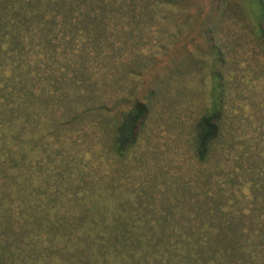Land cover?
I'll list each match as a JSON object with an SVG mask.
<instances>
[{"label":"rangeland","instance_id":"rangeland-1","mask_svg":"<svg viewBox=\"0 0 264 264\" xmlns=\"http://www.w3.org/2000/svg\"><path fill=\"white\" fill-rule=\"evenodd\" d=\"M86 1L0 6V206L15 219L0 232L22 234L6 247L13 264L34 235L46 264H254L241 248L264 242V0ZM137 103L147 117L120 156ZM215 109L221 132L202 161L198 124ZM132 235L152 242L129 250Z\"/></svg>","mask_w":264,"mask_h":264},{"label":"trees","instance_id":"trees-1","mask_svg":"<svg viewBox=\"0 0 264 264\" xmlns=\"http://www.w3.org/2000/svg\"><path fill=\"white\" fill-rule=\"evenodd\" d=\"M90 3L91 0H87L84 4L90 5ZM77 4H78V8L82 9L81 8L82 4L81 3H77ZM12 5H13L12 0H8V2L6 3H3V0H0V6H5V9L11 10V7H13ZM9 16L10 15H8V17ZM257 21H258V30L260 32V36L262 40H264V14H261L258 17ZM147 112L148 109L146 105H144L143 103H137L130 112L124 115L122 122L117 129V134H116L117 136L115 139L116 150L118 155L123 156L124 153H126L130 148H132L136 144L139 138L140 128L147 117ZM219 119H220V113L215 109L211 113L204 115L199 121L198 135H197V155L199 159L202 161L206 159V157L209 154L212 143L220 135L221 130H220ZM5 209L6 207H4L3 205L0 206V225H1L0 228L3 227L2 225L6 224L5 223L6 221L4 220L5 215H9L11 221L15 220L11 215V210H7L8 212L7 211L5 212ZM16 228L17 226L13 224L12 228L9 231L0 232V239L1 237H4V239H1L3 241H0V261L2 262V264H6V260L9 261V264H13L14 261H16L14 257L15 247L12 248L10 246L11 248H6L7 245H9L11 238H16L17 236L20 237V235H22L16 233L15 231ZM35 237H37V235H34L33 238L28 241H25L23 238H20L19 244L25 245L26 258L23 259L24 264H46V263H42L41 261L38 262V260L32 256V254L34 253V251H32V247L34 245L32 244L34 242L33 240H35ZM123 237L124 235L123 236L120 235V237L117 239L124 240L128 238L125 237L123 239ZM225 238L227 239L222 240L224 243L225 241L227 242V240L232 239V237H225ZM127 240H129L130 243V245H127L129 250L130 249L132 250L134 245L139 246L137 245L138 243L139 244L147 243L148 245L149 243L152 242L151 238L147 236H144V238H142L136 235H132ZM245 242H246V246H243L241 250L242 249L245 250V253L249 252V256L252 258V260H254V264H264V242H260L258 244V242H255V239L251 238L250 236L246 237ZM134 251L137 254L139 252L138 250H134ZM204 253L205 252H202V257H205ZM138 256L139 255H137L136 257H133L132 255L128 256L127 253V256L124 255L123 258L119 255V257L115 259V262L113 264H129L128 262L130 258H131L130 264H136L138 260L137 259ZM63 264H74V261L71 258L69 260H66Z\"/></svg>","mask_w":264,"mask_h":264}]
</instances>
